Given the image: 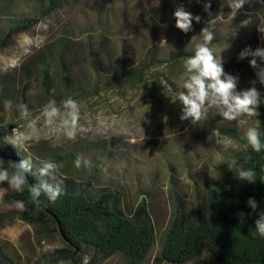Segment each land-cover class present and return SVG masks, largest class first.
<instances>
[{"label":"rangeland","instance_id":"374dc122","mask_svg":"<svg viewBox=\"0 0 264 264\" xmlns=\"http://www.w3.org/2000/svg\"><path fill=\"white\" fill-rule=\"evenodd\" d=\"M255 1L246 0L234 17L228 0H61L53 9L38 7L33 0H0V158L6 164L10 156L24 153L37 169L44 161L55 162L62 190L111 192L127 215L151 193L148 209L160 239L176 210L192 213L203 201L207 183L228 186L218 165L239 150L232 130H264L261 113L240 127L215 109L193 126L180 120L182 106L168 96L180 90L184 60L193 55L208 27L215 34L212 47L229 45L221 53L225 72L238 77V90L255 86L264 107V85L250 66L251 57L239 59L245 48H264L259 30L264 16ZM15 2L17 14L8 11ZM178 7L200 17L187 33L175 26ZM14 15H25L30 22L21 34L7 32L5 22ZM22 34L42 36L44 43L22 56L18 67L5 71L6 58L22 55L17 43ZM68 97L81 106L83 130L75 140L8 143L12 130H23L25 123L17 105L26 104L35 115L49 100L59 104ZM5 100L13 102L10 111ZM101 123L134 124L136 131L101 136L95 131ZM78 156L91 166L75 167ZM12 191L0 184V253L18 264H131L124 253L106 257L87 247L68 253L53 223L29 224L20 218L25 206L7 200ZM157 252L139 264H158ZM185 264L215 263L205 250Z\"/></svg>","mask_w":264,"mask_h":264},{"label":"trees","instance_id":"16d2710c","mask_svg":"<svg viewBox=\"0 0 264 264\" xmlns=\"http://www.w3.org/2000/svg\"><path fill=\"white\" fill-rule=\"evenodd\" d=\"M33 1L38 7L44 5L53 9L61 0ZM255 7L264 16V0H256ZM14 9H18L16 2L8 7V11L16 13ZM25 17L14 15L6 20L8 34L23 33L30 23ZM44 84L49 86L46 71ZM257 111L261 113L264 125V107L260 105ZM232 133L238 139L239 150L218 165L228 186L207 183L203 201L192 213L176 210L160 239L149 214V192L136 211L129 215L125 214L120 198L111 192L62 190L55 202L42 195L43 204L37 207L31 202L26 187L23 193L12 191L7 200L23 202L25 209L20 218L29 224L53 223L72 255L87 247L106 257L124 253L129 256L131 264H139L157 248L158 264H185L208 250L215 264H264V237L258 235L254 226L255 219L264 211V150L254 152L245 139V133L236 130ZM261 141L264 142V130L261 131ZM25 159L30 158L17 153L8 160L18 163ZM241 167L255 170L254 183L237 178ZM36 169L33 163V173ZM28 182L37 183L38 177L30 174ZM249 198H254L258 204L255 212L247 205ZM0 264L18 263L0 253Z\"/></svg>","mask_w":264,"mask_h":264},{"label":"clouds","instance_id":"9594fccd","mask_svg":"<svg viewBox=\"0 0 264 264\" xmlns=\"http://www.w3.org/2000/svg\"><path fill=\"white\" fill-rule=\"evenodd\" d=\"M246 0H228V6L235 17L237 12L243 7ZM175 26L184 33L192 29L193 20L200 21L199 16H193L183 7H178L174 12ZM264 33V28L259 29ZM202 42L196 44L193 55L187 57L183 63V73L177 82L180 89L174 95H168L172 103L182 106L180 120H190L193 126L199 125L203 121L210 109L216 112L227 121H236L240 127L248 125V119L258 116V108L261 103V94L255 86L244 90H238V77L225 72L221 53L226 47L217 50L212 47L215 38L213 31L205 27L202 32ZM167 43L166 41H163ZM18 46L22 49V55L6 58L3 61V70H11L19 66L22 56L31 54L33 47L39 48L44 43V37H31L22 34L18 39ZM251 57L249 63L256 69L255 75L258 82L264 85V67L258 63L264 62V48L252 50L245 48L239 53V59ZM255 81L253 82V85ZM6 110L13 108L11 100L4 101ZM20 119L25 123L23 130L14 128L12 137L8 141L16 146H22L28 142H39L41 139L51 140L59 143L63 140H75L77 135L83 130L81 126V106L73 98L68 97L61 100L59 104L52 99L49 100L38 114H33L26 104L17 105ZM143 139H145L144 131ZM96 133L107 136L109 133L131 136L135 134L136 126L117 125L115 123H101L96 129ZM245 139L254 152L264 150V142L261 141V132L256 127H246ZM74 165L80 168L82 165L91 166V161L82 159L80 156L74 161ZM59 165L55 162L44 161L33 173V163L31 159L21 162L5 161L0 158V184L6 183L13 191L23 193L25 188L29 192L30 200L37 207L43 204L40 197H47L48 201L55 202L62 194L63 180L58 178ZM34 174L38 177V182L29 184L28 176ZM256 172L252 168L241 167L237 178L243 181L254 183ZM23 208L22 201L17 202ZM247 205L253 212L257 210L258 204L254 198H249ZM256 232L264 237V211L254 221Z\"/></svg>","mask_w":264,"mask_h":264}]
</instances>
